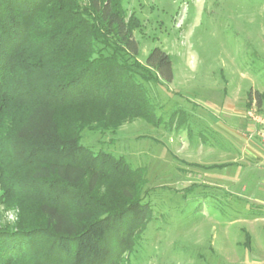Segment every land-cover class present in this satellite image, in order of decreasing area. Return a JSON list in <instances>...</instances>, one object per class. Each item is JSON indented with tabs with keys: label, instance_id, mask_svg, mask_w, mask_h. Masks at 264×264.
I'll return each mask as SVG.
<instances>
[{
	"label": "rangeland",
	"instance_id": "1",
	"mask_svg": "<svg viewBox=\"0 0 264 264\" xmlns=\"http://www.w3.org/2000/svg\"><path fill=\"white\" fill-rule=\"evenodd\" d=\"M120 2L138 46L135 60L144 66L160 48L173 74L170 83L142 81L159 125L126 118L114 128L93 123L81 131L82 146L121 157L136 171L123 181L101 179L95 197L106 204L142 198L152 210L120 264H263L264 186L258 198L257 176L247 165L240 191V160L224 144H244L227 115L244 117L249 93L256 105L261 96L264 113V0ZM227 105L241 111L235 115ZM180 113L184 122L176 123ZM211 163L226 168L208 170ZM29 189L5 197L0 186V230L40 222V196Z\"/></svg>",
	"mask_w": 264,
	"mask_h": 264
},
{
	"label": "trees",
	"instance_id": "2",
	"mask_svg": "<svg viewBox=\"0 0 264 264\" xmlns=\"http://www.w3.org/2000/svg\"><path fill=\"white\" fill-rule=\"evenodd\" d=\"M137 53L120 0H0V186L40 196L38 224L0 230V264H120L133 248L149 203L106 204L95 192L136 171L80 141L93 123L159 125L142 81L170 83L171 59L156 47L142 66Z\"/></svg>",
	"mask_w": 264,
	"mask_h": 264
},
{
	"label": "crops",
	"instance_id": "3",
	"mask_svg": "<svg viewBox=\"0 0 264 264\" xmlns=\"http://www.w3.org/2000/svg\"><path fill=\"white\" fill-rule=\"evenodd\" d=\"M233 106L227 105V108L231 109ZM233 112H235L234 114H238V112H240L241 110L238 108H232ZM238 109V110H237ZM228 121L235 127L236 130V134L239 136V138H241L244 141V144L239 145L238 143H236L235 145L231 144V143H225V148L228 147V149L230 150V148L233 149L234 151V155H236L238 157V159L240 161V164H238V166H236V168L240 171L239 174V182L238 185L240 186V191L241 192H245L246 191V178L242 177L244 176V174H242V171L248 166H251V171H254L256 173L255 174H251V177L257 176V188L256 190H254L257 193V197L259 196L258 194L260 193L261 187L264 186V144L259 143L258 141H249V143L244 140V135H242L243 133H245L248 123L246 121V119L244 117H232V116H228ZM224 148V147H223ZM224 148V149H225ZM224 151H227L226 149ZM223 158L224 154L223 152H220ZM226 153V152H225ZM226 168L224 165L222 164H218V166H214L213 163L208 164V170L209 169H224ZM253 178H250V183H252ZM254 186V185H253ZM253 186L252 187V193H253ZM260 198V197H258ZM257 198V199H258ZM258 201V203L260 202L259 199L256 200ZM260 220V219H258ZM262 230L261 233L262 235H258V242H263L264 240V227L261 226ZM250 239H251V244H250V249L253 247L252 245V241L255 239V236L252 235V233L250 234ZM264 257V255H263ZM264 262V261H263ZM264 264V263H263Z\"/></svg>",
	"mask_w": 264,
	"mask_h": 264
},
{
	"label": "built area",
	"instance_id": "4",
	"mask_svg": "<svg viewBox=\"0 0 264 264\" xmlns=\"http://www.w3.org/2000/svg\"><path fill=\"white\" fill-rule=\"evenodd\" d=\"M244 117L248 123L244 137L250 141H258L264 144V113L257 107L252 98L248 108L244 111Z\"/></svg>",
	"mask_w": 264,
	"mask_h": 264
}]
</instances>
